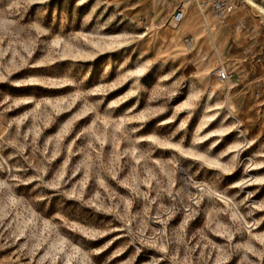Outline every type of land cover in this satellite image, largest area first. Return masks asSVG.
Instances as JSON below:
<instances>
[{
	"label": "rangeland",
	"instance_id": "1",
	"mask_svg": "<svg viewBox=\"0 0 264 264\" xmlns=\"http://www.w3.org/2000/svg\"><path fill=\"white\" fill-rule=\"evenodd\" d=\"M154 1L0 0V264H264V0Z\"/></svg>",
	"mask_w": 264,
	"mask_h": 264
},
{
	"label": "built area",
	"instance_id": "2",
	"mask_svg": "<svg viewBox=\"0 0 264 264\" xmlns=\"http://www.w3.org/2000/svg\"><path fill=\"white\" fill-rule=\"evenodd\" d=\"M195 2L200 14L204 17L206 26H208V24L206 22L205 13H207L208 10H211L218 20L223 21L233 15L237 9V0H195ZM186 11V5L180 2L166 15L162 22L166 25L176 27L183 21ZM184 43L187 47L192 48L193 38H185ZM214 76L216 80L221 83H227L230 80V74L225 67H218L215 70Z\"/></svg>",
	"mask_w": 264,
	"mask_h": 264
},
{
	"label": "bare ground",
	"instance_id": "3",
	"mask_svg": "<svg viewBox=\"0 0 264 264\" xmlns=\"http://www.w3.org/2000/svg\"><path fill=\"white\" fill-rule=\"evenodd\" d=\"M245 1H248V3L254 8V9H256V8H258V3H257V0H245ZM192 2H194V3H196L195 2V0H192ZM154 3H155V5H154ZM159 2L157 1V0H155L152 4L154 5V6H156L157 4H158ZM186 9H187V6H186ZM205 18H206V21H207V19H208V17H207V15L205 14ZM186 19V13H185V15H184V19H183V21ZM182 21V22H183ZM181 22V23H182ZM208 22V21H207ZM180 23V24H181ZM193 47H194V41H193ZM192 47V48H193Z\"/></svg>",
	"mask_w": 264,
	"mask_h": 264
}]
</instances>
